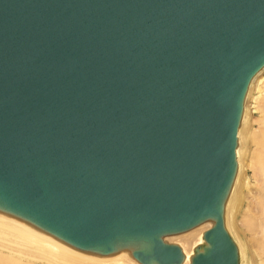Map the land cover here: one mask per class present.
Returning a JSON list of instances; mask_svg holds the SVG:
<instances>
[{"label": "water", "instance_id": "95a60500", "mask_svg": "<svg viewBox=\"0 0 264 264\" xmlns=\"http://www.w3.org/2000/svg\"><path fill=\"white\" fill-rule=\"evenodd\" d=\"M264 0H0V207L80 250L214 217L191 264H237L222 198Z\"/></svg>", "mask_w": 264, "mask_h": 264}, {"label": "bare ground", "instance_id": "6f19581e", "mask_svg": "<svg viewBox=\"0 0 264 264\" xmlns=\"http://www.w3.org/2000/svg\"><path fill=\"white\" fill-rule=\"evenodd\" d=\"M250 90H252L251 94ZM247 99L251 100L253 111L261 110L264 112V65L248 83L241 103L242 109L238 129L245 121V101ZM240 141L241 137L237 130L234 151L235 171L224 192L222 204L232 194L236 182L238 169L236 158L241 149L238 148L239 145L237 146V144ZM256 149H258V153L255 154L253 162L249 164L255 179L252 184L246 181L244 184L246 185L245 188H251L254 193L252 196L255 203V217L252 219L253 221L256 220L254 232L256 238L258 237L264 243V134L256 142ZM215 221L214 217H207L186 230L164 233L158 238L163 244L180 248L182 261L179 264H191V251L200 243L203 234L214 226ZM223 223L225 224L224 217ZM150 247L149 240L127 239L114 242L110 252H105L102 249L79 250L31 220L0 207V264H36L31 260H42L43 263L41 264H144L135 259L132 253L134 251L146 252L150 250ZM13 255H15L14 258ZM21 258L25 259L26 262H22ZM149 264L158 263L153 260Z\"/></svg>", "mask_w": 264, "mask_h": 264}, {"label": "rangeland", "instance_id": "374dc122", "mask_svg": "<svg viewBox=\"0 0 264 264\" xmlns=\"http://www.w3.org/2000/svg\"><path fill=\"white\" fill-rule=\"evenodd\" d=\"M251 93L252 90H250V94ZM251 106V100L247 99L245 101V121L238 129L241 141L237 146H241H238V148L241 149L236 158L238 162L236 182L233 192L225 200L222 210L225 222L224 228L236 249L237 264H264V243H262L258 237L256 238L254 232L256 220L253 221L252 219L255 217V203L252 200L254 193L251 188H249L251 190L247 187L245 188L246 185L244 184V181L252 184L255 179L253 170H251L249 164L253 162L255 154L258 153L256 142L264 134V112L261 110L253 111ZM206 247L207 243L202 236L200 243L191 251V257L204 251ZM2 253L4 252L2 251ZM14 257L15 255H13V258ZM21 260L22 262H26L25 259L21 258ZM31 261L36 264L43 263L42 260Z\"/></svg>", "mask_w": 264, "mask_h": 264}]
</instances>
